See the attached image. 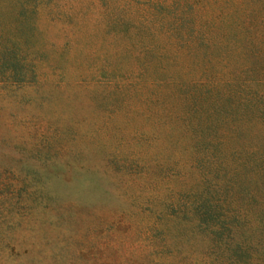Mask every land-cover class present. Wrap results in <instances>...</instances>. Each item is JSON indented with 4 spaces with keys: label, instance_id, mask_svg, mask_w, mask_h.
<instances>
[{
    "label": "rangeland",
    "instance_id": "374dc122",
    "mask_svg": "<svg viewBox=\"0 0 264 264\" xmlns=\"http://www.w3.org/2000/svg\"><path fill=\"white\" fill-rule=\"evenodd\" d=\"M16 1L0 264H264V0Z\"/></svg>",
    "mask_w": 264,
    "mask_h": 264
},
{
    "label": "trees",
    "instance_id": "16d2710c",
    "mask_svg": "<svg viewBox=\"0 0 264 264\" xmlns=\"http://www.w3.org/2000/svg\"><path fill=\"white\" fill-rule=\"evenodd\" d=\"M31 2L30 0H17L15 3V7H16V18L18 20H22L24 18L27 17V14L28 12H31L32 11V8L30 7V3ZM34 7L37 8V4L34 5ZM188 12V9L184 11V13H187ZM33 13V12H31ZM185 17H187L188 19H191L190 17H188V15H186ZM177 21L179 23H182L184 21V16L181 15L180 17L177 18ZM15 50V49H14ZM2 61V60H1ZM198 125V124H197ZM205 222V220H204Z\"/></svg>",
    "mask_w": 264,
    "mask_h": 264
}]
</instances>
